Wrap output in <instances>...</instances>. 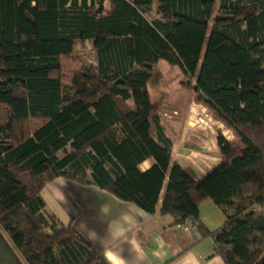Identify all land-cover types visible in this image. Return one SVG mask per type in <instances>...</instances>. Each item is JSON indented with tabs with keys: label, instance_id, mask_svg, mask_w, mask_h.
Segmentation results:
<instances>
[{
	"label": "trees",
	"instance_id": "1",
	"mask_svg": "<svg viewBox=\"0 0 264 264\" xmlns=\"http://www.w3.org/2000/svg\"><path fill=\"white\" fill-rule=\"evenodd\" d=\"M151 2L0 0V227L26 264H105L45 212L56 176L149 212L161 197L159 212L196 221L225 264H264V0H157L148 17ZM86 39L95 62L73 54ZM179 73L234 135L217 130L219 161L202 176L171 161L160 121ZM207 199L225 214L213 230L198 220Z\"/></svg>",
	"mask_w": 264,
	"mask_h": 264
},
{
	"label": "crops",
	"instance_id": "2",
	"mask_svg": "<svg viewBox=\"0 0 264 264\" xmlns=\"http://www.w3.org/2000/svg\"><path fill=\"white\" fill-rule=\"evenodd\" d=\"M156 4L157 0H152L148 12L153 14ZM82 42H88L91 46L87 39ZM91 48L93 49L92 46ZM93 51V59H88L95 62L96 53L94 49ZM205 157L203 162H210L206 168L196 163L193 156H171V161L189 166L197 176H202L219 161V156ZM151 162L152 158H146L140 166L146 168ZM44 186L55 202L68 208L71 226L99 252L105 264H225L214 251L211 237L202 234L198 224L195 229L183 230L175 226L171 214L167 218L165 215L169 213L159 212L161 197L156 209L149 212L95 184H82L56 176L46 181ZM40 193L42 195V189ZM42 197L45 202L44 210L47 212V201L43 195ZM207 200L199 204V210L201 205L206 204L213 214L203 213L198 220L206 229L213 230L221 225L225 214L220 205L212 206ZM47 213L54 214L52 211ZM210 217L218 220L215 227L208 225ZM0 264H26L1 227Z\"/></svg>",
	"mask_w": 264,
	"mask_h": 264
},
{
	"label": "rangeland",
	"instance_id": "3",
	"mask_svg": "<svg viewBox=\"0 0 264 264\" xmlns=\"http://www.w3.org/2000/svg\"><path fill=\"white\" fill-rule=\"evenodd\" d=\"M145 14L148 17L152 15L148 11ZM73 54L82 59H93L94 57V51L90 44L82 41L75 42ZM158 66L162 74L166 76L178 73L176 70L168 71L169 65L163 60L158 62ZM188 79L192 80L181 73L176 74V77L164 87L166 95L162 98L158 111L166 133L172 138L171 156H193L196 163L206 168L210 162L208 163L207 160L203 162L205 156H220L215 142L217 130L220 129L228 138H233L234 135L229 128L214 119L204 105L193 100L191 86L184 84ZM149 91L152 99L158 97V91L153 88H150ZM198 116H201L202 119L199 120ZM44 187L42 195L47 201V212L52 211L61 220L67 222L70 218L68 208L55 202ZM208 201L212 206L215 205L214 202ZM211 211L212 209L203 204L200 206L199 216H202L203 213L213 214ZM165 216L168 218L170 214ZM216 224H218L216 217H210L208 225L215 227Z\"/></svg>",
	"mask_w": 264,
	"mask_h": 264
},
{
	"label": "built area",
	"instance_id": "4",
	"mask_svg": "<svg viewBox=\"0 0 264 264\" xmlns=\"http://www.w3.org/2000/svg\"><path fill=\"white\" fill-rule=\"evenodd\" d=\"M199 120L202 119L201 116H198ZM175 226L182 228L183 230H192L197 228V222L194 221L192 218L190 217H186L183 220L180 221H176L175 222Z\"/></svg>",
	"mask_w": 264,
	"mask_h": 264
}]
</instances>
